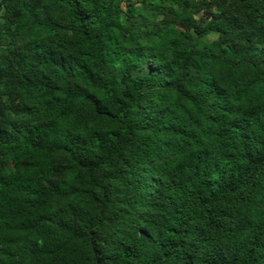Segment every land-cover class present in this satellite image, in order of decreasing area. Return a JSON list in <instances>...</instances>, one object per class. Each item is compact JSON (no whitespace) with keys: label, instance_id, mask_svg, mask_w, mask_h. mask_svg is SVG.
I'll list each match as a JSON object with an SVG mask.
<instances>
[{"label":"trees","instance_id":"1","mask_svg":"<svg viewBox=\"0 0 264 264\" xmlns=\"http://www.w3.org/2000/svg\"><path fill=\"white\" fill-rule=\"evenodd\" d=\"M0 264H264V0H0Z\"/></svg>","mask_w":264,"mask_h":264},{"label":"clouds","instance_id":"2","mask_svg":"<svg viewBox=\"0 0 264 264\" xmlns=\"http://www.w3.org/2000/svg\"><path fill=\"white\" fill-rule=\"evenodd\" d=\"M215 38V37H214Z\"/></svg>","mask_w":264,"mask_h":264}]
</instances>
